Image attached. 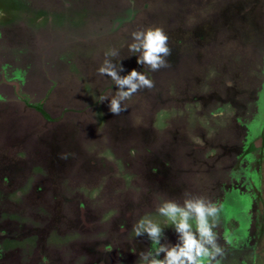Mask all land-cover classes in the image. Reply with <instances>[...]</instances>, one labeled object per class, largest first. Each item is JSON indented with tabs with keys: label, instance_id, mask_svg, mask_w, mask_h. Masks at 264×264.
<instances>
[{
	"label": "rangeland",
	"instance_id": "rangeland-1",
	"mask_svg": "<svg viewBox=\"0 0 264 264\" xmlns=\"http://www.w3.org/2000/svg\"><path fill=\"white\" fill-rule=\"evenodd\" d=\"M149 27L167 34L170 67L151 71L129 51L132 33ZM112 49L120 75L135 68L154 81L123 101L119 115L108 109L117 86L97 72ZM251 125L264 136V0H0V208L25 225L50 204L64 210L62 224L75 215L77 224L51 230L46 245L68 248L86 223L100 228L126 206L160 224L159 243L171 246L180 234L157 207L204 196L220 208L214 231L230 252L219 264H264V152L255 180L241 160ZM50 136L59 149L72 146L62 166L49 163ZM14 166L19 174L11 176ZM169 166L182 170L171 180L174 193ZM220 195H230L225 209ZM28 237L31 247L35 234ZM126 237L137 238L133 226ZM25 243L1 246L25 250ZM72 254L80 264L82 254Z\"/></svg>",
	"mask_w": 264,
	"mask_h": 264
},
{
	"label": "flooded vegetation",
	"instance_id": "flooded-vegetation-1",
	"mask_svg": "<svg viewBox=\"0 0 264 264\" xmlns=\"http://www.w3.org/2000/svg\"><path fill=\"white\" fill-rule=\"evenodd\" d=\"M44 113V112H43ZM45 116H47L44 113ZM48 118V116H47ZM242 127L243 129L245 128ZM55 129V128H54ZM248 132L250 134V139L248 138V135L246 134V137L242 140V145H241V152H242V157L241 160L246 159L250 165V169H247L248 174L255 177V173L253 172L255 169V164L260 160L261 158V152L262 154L264 152V136L259 133V130L257 129V126H249ZM51 134V133H50ZM59 132L53 130L52 136H58ZM60 135V134H59ZM55 137V138H56ZM50 138L53 140L51 143L47 144V146H53L55 149V154L56 157L49 161L50 165L53 167L54 165L60 164L61 166L65 164V159H70L72 154V146H68L66 148L59 149V142L58 140H55L53 137L50 136ZM56 141V143H55ZM240 152V153H241ZM159 155H156V159L161 157V152ZM171 154V153H170ZM178 155L180 153L178 152ZM172 158V163L176 162V159ZM53 159V160H52ZM160 159V158H159ZM180 159V158H179ZM160 161V160H158ZM169 161V160H168ZM63 162V164H62ZM179 162V161H178ZM173 165V164H172ZM249 165V164H248ZM49 166V164H48ZM13 170L10 171L11 176H16V174H19L15 166L12 168ZM182 170H173L169 166V182L172 183V181L176 178L177 174L180 173ZM161 176L163 178V175L166 173L164 170H160ZM168 177V176H167ZM172 180V181H171ZM255 180V178H254ZM4 182V181H3ZM5 183V182H4ZM172 193L175 191V185L172 183ZM3 196V195H2ZM38 196V195H37ZM219 196V195H218ZM230 195L222 196L220 195L219 200L222 201V205H224V209L226 208V203L227 199ZM185 195L182 193V198H184ZM225 197V198H224ZM226 199V201H224ZM42 200H39V203H43ZM162 201V200H161ZM145 203L144 200H140L139 204L143 205ZM138 203H133L134 209H138L139 207ZM1 205V203H0ZM56 205V204H55ZM57 206V205H56ZM138 206V207H137ZM54 205L50 204L49 205V210L43 209L44 211L47 210L46 215H40L38 213L31 214V218L35 223V225H32L31 223L25 225V223H22L20 221L14 220V215H17L15 211H13L12 208H6V207H1L0 208V214L1 212L3 213L2 219H0V264H73L75 258L73 257V248L76 254H82L81 257H83L81 260L80 264H120V259L125 251H129L130 255H132L129 260H126L128 264H131L133 259L136 257H139V253L141 251H146L150 247L148 245V242H151L148 237H135V238H127L126 237V232L129 230L130 227L134 226L136 224L135 221H137L140 217L139 214H135L134 210L132 208H127L124 206V208H121L122 210L121 213L116 214L117 218L115 219L112 218L110 222H106L101 225L99 228L98 226H93L92 224H87L86 223V229L87 233L81 232L83 234V237L81 238V241L79 242H72L68 248H58L57 246L53 245H46L47 237L49 232L53 229L57 230V226L65 225L62 223H65L62 220V210L61 208L57 210V208H53ZM80 207V206H79ZM81 211V207L79 208ZM20 210V216L18 217H23L24 214H26V211L24 209V206H21L19 208ZM154 210V209H151ZM75 213L77 214V207L75 209ZM257 211H254V216L250 219L251 223L250 228L252 231L254 230V225L256 224L254 222L255 219V214ZM139 213V212H138ZM13 214V218H11L10 215ZM132 216V217H131ZM1 217V215H0ZM75 217V215H74ZM72 218L71 221L65 225V229L67 230L69 227H72L75 224H77V220L75 218ZM234 224L236 223V230L239 229L240 226H238V221L233 220ZM135 222V223H134ZM253 222V223H252ZM255 223V224H254ZM84 224V223H83ZM253 224V225H252ZM121 225L122 227H119ZM195 226V223H193V227ZM84 227V226H83ZM195 228V227H194ZM230 231V234H232L235 230H231L230 228L226 229ZM58 231V230H57ZM35 232V233H34ZM99 232H102V237L99 239V237H94L93 235L98 234ZM35 234V239L34 243L32 244L31 247H29V234ZM96 233V234H95ZM86 235V236H85ZM18 241H23L26 242L27 246L29 248L25 250H21L17 245L16 248H10L8 251L5 252L6 249H3L1 246V243L3 242H18ZM135 243V244H134ZM67 246V245H66ZM104 246V248H102ZM63 247V246H62ZM240 247V246H239ZM26 248V246H25ZM117 249V251H116ZM225 250H227L224 247ZM114 250V251H113ZM245 250H253L249 249V247L245 246ZM24 251V252H23ZM227 255L230 254V252H227ZM75 255V254H74ZM127 255V256H130ZM48 259L49 263H48ZM52 260V261H51ZM125 261V262H126Z\"/></svg>",
	"mask_w": 264,
	"mask_h": 264
},
{
	"label": "clouds",
	"instance_id": "clouds-1",
	"mask_svg": "<svg viewBox=\"0 0 264 264\" xmlns=\"http://www.w3.org/2000/svg\"><path fill=\"white\" fill-rule=\"evenodd\" d=\"M168 39L161 27H149L132 33V43L128 45V49L132 54H138V64L146 65L151 71H158L170 67L167 60L171 55ZM116 55L118 52L115 49L106 52L104 62L97 69L99 75H107L117 86V91L108 104V109L113 115L127 110L126 105L122 106L123 101L129 100L141 89L154 87V81L135 68L126 75H120L124 70L123 65L119 63L117 67L108 58ZM106 99L108 97L101 96L100 102ZM157 212L175 227L181 242L171 246L161 245L160 224L154 222L151 217L141 218L133 226V231L137 237L147 233L152 247L139 253V264H219V258L226 255V250L218 243L219 237L214 231L218 226L220 208L210 199L204 196L186 199L183 206L174 199H168L157 207ZM191 220L195 222V230ZM161 252H164L165 256L158 259ZM149 256L152 257L151 260H148Z\"/></svg>",
	"mask_w": 264,
	"mask_h": 264
}]
</instances>
